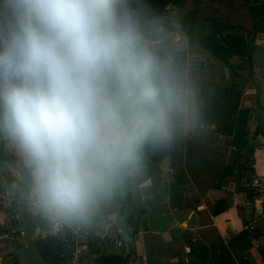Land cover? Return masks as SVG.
I'll use <instances>...</instances> for the list:
<instances>
[{
    "label": "crops",
    "instance_id": "crops-1",
    "mask_svg": "<svg viewBox=\"0 0 264 264\" xmlns=\"http://www.w3.org/2000/svg\"><path fill=\"white\" fill-rule=\"evenodd\" d=\"M257 1L184 0L182 8L167 7L159 16L156 35L162 26L172 31L151 38V29L144 30L147 45L167 39L166 59L156 55L162 63L173 67L183 57L179 75L195 91L199 117L167 145L147 148L139 168L79 223L90 230L82 264L106 256L121 264H205V256L214 257L222 246L235 264H264V185L260 195L250 187L264 177V32H251V4ZM185 12L193 14L190 36L176 30ZM216 20L242 40L239 53L214 55L199 44ZM30 183L15 148L0 137V188L26 202ZM245 226L253 227L251 234ZM12 229L25 233L4 240ZM242 232L251 245L241 253L227 243ZM53 254L61 264L35 211L22 205L8 217L0 210V264L55 263Z\"/></svg>",
    "mask_w": 264,
    "mask_h": 264
},
{
    "label": "clouds",
    "instance_id": "clouds-1",
    "mask_svg": "<svg viewBox=\"0 0 264 264\" xmlns=\"http://www.w3.org/2000/svg\"><path fill=\"white\" fill-rule=\"evenodd\" d=\"M144 0H0V137L56 225L86 223L147 148L199 117L144 41Z\"/></svg>",
    "mask_w": 264,
    "mask_h": 264
},
{
    "label": "trees",
    "instance_id": "trees-1",
    "mask_svg": "<svg viewBox=\"0 0 264 264\" xmlns=\"http://www.w3.org/2000/svg\"><path fill=\"white\" fill-rule=\"evenodd\" d=\"M147 5V9L144 12L141 18L142 32L146 29H151L152 33L149 37H164L168 32L172 31L171 27L162 26V30L157 32L160 24L158 23L159 16L165 12L167 7L182 8L184 0H144ZM252 6V26L251 32L252 35H259L264 32V0H259ZM182 20L177 25L176 30L180 33H184L186 36H190L193 29V14L191 12H185L181 17ZM213 31L210 34H203L199 36V44L211 52L214 55L224 52L225 54L239 53L238 46L241 43V39L233 34L228 33V29L231 27L220 20H216L213 23ZM218 24V25H217ZM175 27V26H173ZM224 33V34H223ZM156 35V36H155ZM221 35H223L221 38ZM159 39V38H158ZM148 47L154 52L157 56H162L166 59L168 41L167 39L163 42H157L155 44L148 45ZM183 67V57L177 56V59L174 62L173 69L181 73ZM228 247L232 249L234 246L236 249L240 248V252L246 251L251 243L250 236L246 232L238 234L234 239L230 240L227 243ZM219 253L210 258L205 256V264H235L229 251L226 249V246H222L219 249ZM262 259L264 260V249L260 251ZM52 259L55 260V263L51 262L49 259L46 262L48 264H58L56 256L53 254ZM97 264H121L120 258L116 256H106L98 260Z\"/></svg>",
    "mask_w": 264,
    "mask_h": 264
},
{
    "label": "built area",
    "instance_id": "built-area-1",
    "mask_svg": "<svg viewBox=\"0 0 264 264\" xmlns=\"http://www.w3.org/2000/svg\"><path fill=\"white\" fill-rule=\"evenodd\" d=\"M264 177L254 179L250 187L259 195L263 191ZM27 206L35 211L37 217L42 220L47 228L53 242L57 245L61 264H82V254L85 246V241L90 234V230L79 223L59 224L56 225L43 216L28 200L21 202L16 200L12 195L0 188V210L8 217H13L15 208L18 206ZM250 234L253 231L252 226H245ZM19 233L23 235L25 232L20 229H12L3 239L11 240L13 236ZM117 246L121 245L119 240H114Z\"/></svg>",
    "mask_w": 264,
    "mask_h": 264
}]
</instances>
